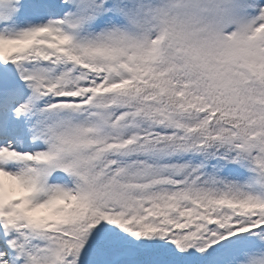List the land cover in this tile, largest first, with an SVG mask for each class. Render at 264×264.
<instances>
[{"label":"snow or ice","instance_id":"snow-or-ice-1","mask_svg":"<svg viewBox=\"0 0 264 264\" xmlns=\"http://www.w3.org/2000/svg\"><path fill=\"white\" fill-rule=\"evenodd\" d=\"M0 264H264V0H0Z\"/></svg>","mask_w":264,"mask_h":264}]
</instances>
